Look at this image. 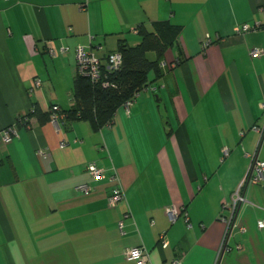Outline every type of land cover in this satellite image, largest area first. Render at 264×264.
I'll list each match as a JSON object with an SVG mask.
<instances>
[{"label":"crops","instance_id":"1","mask_svg":"<svg viewBox=\"0 0 264 264\" xmlns=\"http://www.w3.org/2000/svg\"><path fill=\"white\" fill-rule=\"evenodd\" d=\"M161 20L180 27L163 59L180 60L127 112L96 131L26 116L71 106L76 45H100L104 60ZM252 158L264 161V0H0V264H135L122 252L137 246L147 264H264V176L242 188L220 250Z\"/></svg>","mask_w":264,"mask_h":264},{"label":"trees","instance_id":"2","mask_svg":"<svg viewBox=\"0 0 264 264\" xmlns=\"http://www.w3.org/2000/svg\"><path fill=\"white\" fill-rule=\"evenodd\" d=\"M179 32V26L161 20L152 22L151 29L138 26L136 33L140 39L135 45L118 40L114 52L120 54V68L108 71L101 67L102 73L96 83H91L87 77L75 73L72 80L71 106L66 110L57 106L58 113L63 114L62 120L84 121L91 130L96 131L110 123L115 110L124 102L134 99L141 91H149L144 88L151 85L155 91L157 87L152 83L162 76L163 69L180 60L177 56L169 64L163 59L166 50L174 45ZM147 52L153 53V59L145 56ZM162 60L166 63L163 68L159 66ZM102 82H106L107 86H102ZM26 116H35L39 122H43L49 120V111L47 109L46 112H41L34 106Z\"/></svg>","mask_w":264,"mask_h":264},{"label":"built area","instance_id":"3","mask_svg":"<svg viewBox=\"0 0 264 264\" xmlns=\"http://www.w3.org/2000/svg\"><path fill=\"white\" fill-rule=\"evenodd\" d=\"M248 28L249 26L247 24H243L240 26V28L236 29V31H245ZM98 49H100V45L95 44V45H87V46L76 45L73 50L75 73L81 76L87 77L91 83H96L100 79V75L102 73L101 67L108 71H115V70H118L121 65V57L118 52H110L104 57V60H102L96 55V51ZM66 51H67L66 47L59 48V52L63 53ZM261 53L262 52L260 48H252L248 51V54L250 56H255V57L260 56ZM49 54L53 55V52L50 50ZM165 64L166 63L164 60L159 62V66L161 68L165 67ZM38 82H39L38 79L34 80V85H38ZM101 85L107 86V83L102 82ZM144 89L153 91L155 88L150 85ZM132 100H127L126 102L123 103L122 106L125 108L126 112L128 111V107L130 106ZM57 110L58 108L56 105H51L48 108L49 120L55 124L58 119L63 118V114L58 113ZM11 133L13 132L11 131L10 128L4 129L1 132L2 141L4 142L8 141L10 139ZM39 153L43 155L42 152L39 151ZM226 154H227L226 148H222V156H225ZM85 170L89 174V176L92 178V180L98 181V180L103 179V176H104L103 169L98 167L94 162L87 163L85 165ZM263 176H264V161L256 160L252 158L251 162L248 165V168L246 170L244 177L241 179V181L239 182V184L237 185V187L235 188V190L229 197L228 202L225 204V208L228 211V215L221 216L220 218V220L223 223H225V229H224L223 236H222L220 250L224 249L223 246H225L226 244V239H227L228 232H229L228 228L233 219L235 208L238 203L244 201V196H243V193L241 192L242 188H244L245 185H248V184L259 183L263 179ZM108 179L110 182L113 183V186L107 197V205L109 207H114L117 203L124 200V193L119 185L118 177L115 173H111L108 176ZM75 189L79 190L83 194H87L89 191V187L85 184H78L77 186H75ZM172 211H173L172 208L166 209V212L168 214H171ZM124 216H127V214H125ZM262 225L263 223L261 221L257 222V226L260 227ZM118 227L119 228L121 227V221L118 222ZM159 238L161 240V236H159ZM159 243H161L160 244L161 246L165 245V243L162 240ZM122 256L125 259L133 260L135 264H147V261H148V255H147L146 250L140 246L124 249L122 252ZM171 264H181V260L179 258H174L171 261Z\"/></svg>","mask_w":264,"mask_h":264},{"label":"rangeland","instance_id":"4","mask_svg":"<svg viewBox=\"0 0 264 264\" xmlns=\"http://www.w3.org/2000/svg\"><path fill=\"white\" fill-rule=\"evenodd\" d=\"M145 56L148 58V59H153V53L152 52H147L146 54H145ZM143 92H146V91H141V93H143ZM115 113V112H114ZM114 115V114H113Z\"/></svg>","mask_w":264,"mask_h":264},{"label":"bare ground","instance_id":"5","mask_svg":"<svg viewBox=\"0 0 264 264\" xmlns=\"http://www.w3.org/2000/svg\"><path fill=\"white\" fill-rule=\"evenodd\" d=\"M234 214H235V212H234ZM234 214H233V215H234Z\"/></svg>","mask_w":264,"mask_h":264}]
</instances>
